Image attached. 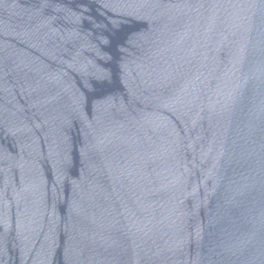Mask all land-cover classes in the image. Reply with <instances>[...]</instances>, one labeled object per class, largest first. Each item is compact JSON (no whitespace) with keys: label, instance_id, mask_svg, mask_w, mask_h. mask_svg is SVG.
<instances>
[{"label":"water","instance_id":"obj_1","mask_svg":"<svg viewBox=\"0 0 264 264\" xmlns=\"http://www.w3.org/2000/svg\"><path fill=\"white\" fill-rule=\"evenodd\" d=\"M0 264H264V0H0Z\"/></svg>","mask_w":264,"mask_h":264}]
</instances>
